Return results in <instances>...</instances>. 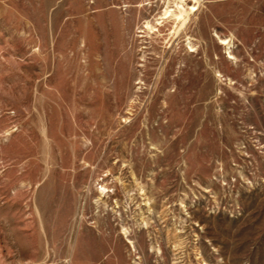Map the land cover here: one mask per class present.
Wrapping results in <instances>:
<instances>
[{
  "label": "rangeland",
  "instance_id": "obj_1",
  "mask_svg": "<svg viewBox=\"0 0 264 264\" xmlns=\"http://www.w3.org/2000/svg\"><path fill=\"white\" fill-rule=\"evenodd\" d=\"M0 264H264V0H0Z\"/></svg>",
  "mask_w": 264,
  "mask_h": 264
},
{
  "label": "bare ground",
  "instance_id": "obj_2",
  "mask_svg": "<svg viewBox=\"0 0 264 264\" xmlns=\"http://www.w3.org/2000/svg\"><path fill=\"white\" fill-rule=\"evenodd\" d=\"M182 3L184 2V1H186V0H180ZM191 1V0H190ZM192 1H196V0H192ZM196 8L194 7V5H192L191 7H189V10H195ZM185 12V9L182 7V6H180V16L183 14ZM185 21V19L183 18V20H182V22H184ZM150 27V26H149ZM218 42L220 43V44H222V45H227L228 44V40L227 39H223V38H219L218 39ZM189 51H192V49H189ZM227 58H233V56L230 54V52H227Z\"/></svg>",
  "mask_w": 264,
  "mask_h": 264
}]
</instances>
